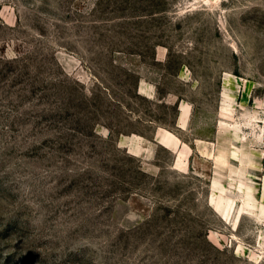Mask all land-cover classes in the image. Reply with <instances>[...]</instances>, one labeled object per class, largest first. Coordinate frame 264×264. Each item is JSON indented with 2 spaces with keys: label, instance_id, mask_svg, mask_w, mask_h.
I'll use <instances>...</instances> for the list:
<instances>
[{
  "label": "rangeland",
  "instance_id": "rangeland-1",
  "mask_svg": "<svg viewBox=\"0 0 264 264\" xmlns=\"http://www.w3.org/2000/svg\"><path fill=\"white\" fill-rule=\"evenodd\" d=\"M0 264H264V0H0Z\"/></svg>",
  "mask_w": 264,
  "mask_h": 264
}]
</instances>
